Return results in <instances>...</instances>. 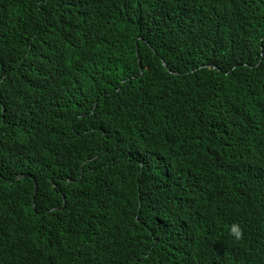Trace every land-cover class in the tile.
Returning <instances> with one entry per match:
<instances>
[{
  "label": "trees",
  "instance_id": "16d2710c",
  "mask_svg": "<svg viewBox=\"0 0 264 264\" xmlns=\"http://www.w3.org/2000/svg\"><path fill=\"white\" fill-rule=\"evenodd\" d=\"M0 264H264V0H0Z\"/></svg>",
  "mask_w": 264,
  "mask_h": 264
},
{
  "label": "clouds",
  "instance_id": "9594fccd",
  "mask_svg": "<svg viewBox=\"0 0 264 264\" xmlns=\"http://www.w3.org/2000/svg\"><path fill=\"white\" fill-rule=\"evenodd\" d=\"M230 235L236 240H239L241 238L242 232H241V228L238 224H233L231 226Z\"/></svg>",
  "mask_w": 264,
  "mask_h": 264
}]
</instances>
